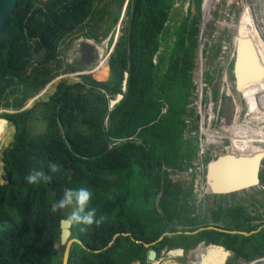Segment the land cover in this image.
Instances as JSON below:
<instances>
[{"label": "trees", "instance_id": "trees-1", "mask_svg": "<svg viewBox=\"0 0 264 264\" xmlns=\"http://www.w3.org/2000/svg\"><path fill=\"white\" fill-rule=\"evenodd\" d=\"M94 2L48 0L36 8L34 0L16 1L0 29V107H20L57 76L59 67L50 64L57 59L59 43L78 27L87 21L95 26L109 17L107 31L114 28L125 0H117L113 12L106 5L96 10ZM176 4L173 0L127 1L122 37L108 60L107 82L83 77L81 83H60L47 101L23 113L0 115V128L2 120L14 127L13 141L1 157L0 264H61L63 247L55 245L59 223L67 216L63 210L52 214L50 207L65 189L80 187L93 193L90 206L104 220L99 226L71 223V238L85 249L73 243L67 264H149L150 250L159 258L163 250L187 252L200 243L225 246L235 254L234 261L264 256V227L257 231L263 224H249L243 230L257 232L247 237L224 235L220 242L221 233L205 229L216 223L215 211L211 220L201 216L191 187L183 191L168 178V170L188 169L195 155L193 139H185L183 133L185 117L193 116L188 106L194 88L200 0H192L195 15L187 14L171 43L163 35L175 25L171 9L175 11ZM89 37L96 40L92 34ZM124 72L126 91L109 109V100L121 93ZM214 75L216 71H206L203 83H213ZM217 93L214 83L212 99ZM15 94L21 98L9 102ZM34 118L45 130L31 136L27 124ZM189 129L196 127L192 123ZM49 163L60 168L51 174L50 183L25 182L30 171L48 173ZM201 228L205 230L184 234ZM165 233L181 234L143 247L142 243L151 244Z\"/></svg>", "mask_w": 264, "mask_h": 264}, {"label": "rangeland", "instance_id": "rangeland-1", "mask_svg": "<svg viewBox=\"0 0 264 264\" xmlns=\"http://www.w3.org/2000/svg\"><path fill=\"white\" fill-rule=\"evenodd\" d=\"M37 4L36 8L40 7V4H44L48 0H34ZM128 0H125L124 5L121 9V15L119 17L118 22L114 26V28L110 31H107V27L109 25L110 18L107 17L103 21L98 22L95 26H88L90 21L86 22V25L83 27H78L70 37L62 40L58 46V55L57 59L50 64L51 68L59 67L57 69V76L53 77L50 82H48L42 89L37 90L29 99H27L20 107L18 108H3L0 107V115L2 114H11V113H23L24 111L30 110L34 104L45 102L48 98L56 92V88L58 84L64 83L66 85H72L75 83H81L83 77H90L96 82H107L110 78L109 69L107 67V62L114 50L115 43L122 37V28L124 22V10ZM177 2V6L175 11L171 9L173 14L175 25L170 27L169 30L163 35L167 38L166 41L173 42L174 35L177 32L179 25L186 18L187 14L190 13V17L195 15L192 0H173ZM40 3V4H38ZM108 8L109 11L113 12L116 10L117 0H95L93 6L96 10L101 9L103 6ZM178 11V13H176ZM170 12V14H171ZM242 13V14H241ZM241 15V16H240ZM240 17V18H239ZM169 18V17H168ZM239 18V20H238ZM240 24V29L242 27H247L250 29L253 39L256 44L259 46V51L261 52L264 58V0H200V14L198 16V36H197V49L195 51V68L192 71V96L190 97V104L188 106L189 109L193 112V99H203L202 106L205 104L206 99H212L211 90L212 86L215 83L217 85V98L212 99L216 101L217 99H221V108L219 112L222 111L223 116H227L226 120H230L232 118H242V115L246 111V107H248L246 114L250 116H255L250 118L251 127L253 130V134L251 136V141L258 147L254 148L252 145L245 144V139H241L239 143L242 145L231 146V150L234 152L240 153L243 152L245 148H250L252 150V155H264V141L261 139L264 136V131L262 128L264 127V91L258 96L252 92H247L251 94H245L243 91L238 94L234 88V82L232 77V62L234 58V45L232 42V37L234 34V28L237 23ZM168 22V20H167ZM166 22V23H167ZM174 21H170L169 23ZM169 25V24H168ZM116 32V33H115ZM164 32V30H163ZM106 35L104 36V34ZM93 35L96 37L95 39H91L89 35ZM110 40V43H109ZM165 40V39H164ZM85 41H90L94 45L86 44ZM102 41V42H101ZM109 43V45H108ZM83 45L86 47H95L101 50V54L98 53L99 58L97 59L94 69L96 66L102 61L105 62V73L101 75H92L90 72H86L82 69H77L71 67V58L72 53L75 48L73 45ZM79 45V46H80ZM84 46V45H83ZM171 53V52H170ZM105 54V55H104ZM108 56H107V55ZM107 56V57H106ZM170 54L166 55L167 59H169ZM41 58V53L39 55L34 56L33 64ZM215 72L216 75L213 83L209 85H205L204 81V73L205 72ZM89 73V74H86ZM213 76V77H214ZM51 85V86H49ZM49 86V87H48ZM206 86V87H205ZM205 87V88H204ZM45 88H47L43 93H41ZM50 92V93H49ZM254 94V95H253ZM115 96V95H114ZM114 96L111 98L113 99ZM109 97V96H108ZM21 96L19 94H15L12 97H9V102H13L15 99H19ZM110 99V100H111ZM229 99H234L233 106H235V110L232 109ZM246 104V105H245ZM164 111V110H163ZM38 114V110L35 111L34 117ZM2 120V119H1ZM186 129L183 133V137L185 139L190 138L193 139V143L195 144V155L191 158L190 164L191 166L184 170H168V178L173 184L181 187L183 191L190 186L192 193V178L194 175L195 167L193 163L196 160L197 156V133L195 130H190L189 126L193 123L196 127V118L194 114L192 117H185ZM3 124L0 128V140L2 141L0 144V159L2 157V152L4 149L13 141L14 135V127L7 123L5 120H2ZM28 132L31 136H36L45 130V125L34 119H30L28 121ZM251 130V132H252ZM233 143V142H232ZM210 150L206 151V158L203 161V165L205 161H211V156L214 152L215 148L209 147ZM2 150V152H1ZM214 151V152H213ZM228 148L221 149L216 154L223 155L226 154ZM0 185L3 184L2 176H3V163L0 160ZM260 175L264 176V159L261 161ZM263 186L259 184V186L234 193V198L227 195L226 197H222L223 200H238L244 203V201L248 198L252 205L249 204V211H254V214H257L260 218V222L256 221L253 225L262 224L261 216L264 218V194H260L263 192ZM193 203L198 208L197 212L205 217L208 220H211L212 211L215 209L214 198L213 196L207 194L203 189V192H197L194 194ZM219 200V199H218ZM260 206H263L261 208ZM65 215L70 214V210H63ZM261 215V216H260ZM264 222V221H263ZM211 225V224H210ZM209 225V226H210ZM56 249H59V244L55 245ZM194 249V248H193ZM193 249L189 250L190 252ZM170 250H163L161 252V256L158 259H155L154 264H188L186 262L180 261L183 260L184 257H167L165 255ZM190 255V254H189ZM196 256L191 254L190 258H188L189 263H194ZM185 260V259H184ZM228 260L225 264H237V261ZM233 262V263H231ZM153 264V263H152Z\"/></svg>", "mask_w": 264, "mask_h": 264}, {"label": "water", "instance_id": "water-1", "mask_svg": "<svg viewBox=\"0 0 264 264\" xmlns=\"http://www.w3.org/2000/svg\"><path fill=\"white\" fill-rule=\"evenodd\" d=\"M16 0H0V29L7 20L8 16L12 14L14 8H15ZM242 14V13H241ZM241 16V15H240ZM240 18V17H239ZM238 18V20H239ZM237 23L234 28V34L232 37V42L234 45V58L232 62V77L234 82V88L235 91L240 94V92L244 88L249 87V91L252 90L254 92L257 88H262L264 83V67L263 63L260 58L259 49L251 43L249 39V45L242 44L243 42L239 38V32H240V24ZM85 46V44H83ZM92 49V58L97 59L99 58L98 51L95 47H90ZM245 55L249 56V66H252L255 68V71L251 74L249 72V80H246L244 75H239L237 69L241 67V64L244 63V57ZM77 54L74 55V57L71 58V62L73 64ZM93 64L92 61L89 63L88 67L84 69L86 72H90L93 70ZM127 78L128 74L127 72H124L123 74V80L121 84V94H117L114 99L110 100L108 102L109 109H112L121 99L123 98V94L126 91L127 86ZM251 94V93H249ZM264 159V155H255L251 158H239V157H233L228 155H222L217 156L214 160L210 161L205 168V176H204V186L205 191L207 194L211 196H227L233 193H238L246 190L253 189L260 184L259 180V172L261 168V161ZM227 163H235L230 168H238V170H245V173L243 172L242 175H238L236 177L227 178V179H220L218 177V171L224 167ZM235 165H239L238 167H235ZM248 168V171L246 172V169ZM59 229H60V235H59V246L63 247V255H62V264H67L68 254L69 250L71 248V245L73 243H76L80 245L83 249H85L82 244L71 238V223L67 222V220H61L59 223ZM212 230H215L213 228H209ZM260 229V228H259ZM258 229V230H259ZM203 229H199L197 231H194L192 233H184L185 235H192L196 234L199 231H202ZM257 230V231H258ZM216 231V230H215ZM257 231L250 232L249 234L246 233H234L239 234L242 236H248L251 235ZM181 233H172L163 234L158 240L151 244H143V247L147 248L151 245H154L155 243L162 240L163 237H170L172 235H180ZM118 236V234L114 235L111 242L108 244L110 246L113 242V240ZM121 236L126 237L128 236L125 233H121ZM136 244H141L139 241H135ZM216 250L221 253V256L223 257L217 264H225L231 257L232 253L226 249H224L221 246L214 245V244H205L200 243L198 244L193 251H188L185 253V255L189 254H197L198 255V263L202 264L203 261H201V256L204 255L203 253L206 250ZM89 251V250H87ZM99 251H94V253H98ZM155 257V254L153 251H149L147 260L152 262ZM184 251L182 249H173L167 252L166 257H183ZM187 257V256H186ZM189 258V257H187ZM192 264V262L190 263ZM210 264H213L210 263Z\"/></svg>", "mask_w": 264, "mask_h": 264}, {"label": "built area", "instance_id": "built-area-1", "mask_svg": "<svg viewBox=\"0 0 264 264\" xmlns=\"http://www.w3.org/2000/svg\"><path fill=\"white\" fill-rule=\"evenodd\" d=\"M221 99L213 101L212 99H206L205 104L202 106L203 99H193V114L196 118V133H197V156L193 163L195 170L192 178L193 193L203 192V175L204 165L203 161L206 158V151L210 150L209 147L215 148L211 156L215 157L218 151L221 149L231 148V146H240L239 141L241 139L249 140V133H251V122L248 121L250 116L246 114L248 107H246L245 113L242 118H232L226 120L227 116H223L221 108ZM234 99H229V103L232 109ZM246 105V104H245ZM188 124V121L185 122ZM233 142V143H232ZM237 264H264V256L254 259L250 262L237 261Z\"/></svg>", "mask_w": 264, "mask_h": 264}, {"label": "flooded vegetation", "instance_id": "flooded-vegetation-1", "mask_svg": "<svg viewBox=\"0 0 264 264\" xmlns=\"http://www.w3.org/2000/svg\"><path fill=\"white\" fill-rule=\"evenodd\" d=\"M79 45H73L75 50L72 53V57H74L75 54H77V56H76L73 64H71V67L84 70L86 67H88V65L91 61H92V64L94 66L98 58L97 59L92 58V49L90 47H86L83 45L79 46ZM204 163H206V161ZM263 179H264L263 174L260 175V173H259V180H260V185L263 186L262 188H264V184H262V183H264L262 181ZM263 192H264V189H263ZM260 194H264V193L261 192ZM230 195H232V194H230ZM230 197L231 196H229L228 198H230ZM231 199L223 200V199H221L220 196H216L214 198L215 209L213 211H215L214 217H215V219H217V221L215 224H213V225L211 224L210 226L208 225V227L205 228L206 230H212L209 228H213L216 231H218L219 233H221L222 235L220 236V242H222V241H224V239H226L224 237V235H239V234H234V233H238V232L249 234V231L245 232L243 229L249 228V224L253 225L254 222H250L249 221L250 218H252V217L260 218L257 214H254V211H249V204L252 205V202H250V200H249V196L244 201V203L241 201H238V200H231ZM203 216H205V215H203ZM261 219H262L261 221H262L263 225H261V227H259L260 229L264 227V222H263L264 218L262 216H261ZM236 227L240 228L241 230L233 229ZM201 229L205 230L204 228H201ZM244 237H247V236H244ZM218 246H221L224 249L230 251L228 248H226L223 245H218ZM230 252L233 255L229 260H234L235 254L232 251H230ZM181 261L186 262V260H184V259Z\"/></svg>", "mask_w": 264, "mask_h": 264}, {"label": "clouds", "instance_id": "clouds-1", "mask_svg": "<svg viewBox=\"0 0 264 264\" xmlns=\"http://www.w3.org/2000/svg\"><path fill=\"white\" fill-rule=\"evenodd\" d=\"M59 171L60 168L56 163H49L48 173L43 170H33L24 177V180L30 185L41 182L50 183L53 179L51 174ZM92 197L93 193L88 188H67L58 200L52 202L50 212L56 214L58 211L68 209L70 214L66 217L67 222L85 226H99L103 222L104 216H97L98 209L90 206Z\"/></svg>", "mask_w": 264, "mask_h": 264}, {"label": "bare ground", "instance_id": "bare-ground-1", "mask_svg": "<svg viewBox=\"0 0 264 264\" xmlns=\"http://www.w3.org/2000/svg\"><path fill=\"white\" fill-rule=\"evenodd\" d=\"M117 26V25H116ZM116 33V32H115ZM239 38L243 41V42H241L242 44H246V45H249V39H250V41H251V43L252 44H254L258 49H259V46L256 44V42H255V40L253 39V36H252V33H251V31H250V29L249 28H247V27H242L241 29H240V32H239ZM102 42V41H101ZM85 43L86 44H89V45H94V44H92L90 41H85ZM98 53L99 54H101V50L100 49H98ZM259 53H260V58H261V61H262V63H263V67H264V58H263V56H262V54H261V52L259 51ZM105 55V54H104ZM107 55V54H106ZM108 56V55H107ZM106 56V57H107ZM105 62L106 61H102L101 63H99L97 66H96V69H94L93 71H91L90 72V74H92V75H103L104 73H105ZM237 71H238V73H239V75H241V76H243L244 75V77H245V79L246 80H249V72L252 74L254 71H255V68L253 67V65L252 66H249V56L248 55H245V57H244V63L243 64H241V67H239L238 69H237ZM86 74H89V73H86ZM49 86H51V85H49ZM48 86V87H49ZM47 88H45V90H46ZM246 95L247 94H249V93H247L248 91H249V87L248 88H244L243 90H242ZM262 91H264V83H263V86H262V88L260 87V88H257V89H255L254 90V92H252V90H250L249 92H252V93H254V94H256V95H260L261 94V92ZM43 93V92H42ZM121 94V93H120ZM253 94V95H254ZM117 95V94H116ZM115 95V96H116ZM114 96V97H115ZM114 99V98H113ZM112 100V99H111ZM110 101V100H109ZM262 130L264 131V127L262 128ZM252 134H253V130H252V132L251 133H249V138H251V136H252ZM263 141H264V136L261 138ZM245 144H249V140H246L245 139ZM240 145H242V143H240ZM1 152H2V150H1ZM223 155H228V156H233V157H239V158H251V157H253V155H252V150L250 149V148H245L244 150H243V152H240V153H237V152H234L233 150H231V149H229L228 148V151H227V153L226 154H223ZM258 155V154H257ZM263 155V154H262ZM217 156H222V155H216L215 157H212V160H214ZM1 160V159H0ZM211 160V161H212ZM210 161H206V163H205V165H204V175H203V181H202V183H203V189L205 190V186H204V176H205V168H206V165L209 163ZM235 163H227L226 165H224V167L222 168V169H220L219 171H218V177L220 178V179H227V178H232V177H236V176H240V175H242L243 174V172L245 173V170H238V168H230V167H232L233 165H234ZM239 165H235V167H238ZM248 171V168L246 169V172ZM1 173V172H0ZM206 192V191H205ZM199 230V229H198ZM203 231V230H202ZM200 232V231H199ZM151 251V250H150ZM149 253V252H148ZM184 253H186V252H184ZM203 253H205L204 255H202L201 256V261H203L202 262V264H210V263H212L213 262V264H217L223 257L221 256V253L219 252V251H216V250H213V251H211V250H206V251H204ZM155 254V253H154ZM63 255V254H62ZM165 255H167V253L165 254ZM147 256H148V254H147ZM152 256V255H151ZM156 257V256H155ZM154 256H152V258H154V260H153V262L155 261V258ZM173 257H175V256H173ZM61 261H62V259H61ZM196 261V260H195ZM62 264V263H61Z\"/></svg>", "mask_w": 264, "mask_h": 264}, {"label": "crops", "instance_id": "crops-1", "mask_svg": "<svg viewBox=\"0 0 264 264\" xmlns=\"http://www.w3.org/2000/svg\"><path fill=\"white\" fill-rule=\"evenodd\" d=\"M91 39H93V38H91ZM107 67H108V62H107ZM109 69V68H108ZM45 91V89L42 91V92H44ZM41 92V93H42ZM165 111V110H164ZM164 111H162V112H164ZM250 136V135H249ZM249 145H252L254 148H258L254 143H253V141H251V139H249ZM188 252V251H187ZM186 252V253H187ZM193 255H195L196 256V261L194 260V263H192V264H199L198 263V255L197 254H193ZM163 256H165V258H167L166 257V255H163ZM189 257L190 258V256H191V254L188 256V255H185V253H184V255H183V259H185L186 260V262L188 263V264H190L189 262H188V258L187 257ZM156 259H158V258H156ZM182 259H180V261H181ZM239 261V260H238ZM233 262H235V261H233ZM233 262H231V263H233ZM153 263V261L152 262H150L149 264H152Z\"/></svg>", "mask_w": 264, "mask_h": 264}]
</instances>
